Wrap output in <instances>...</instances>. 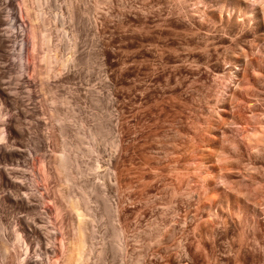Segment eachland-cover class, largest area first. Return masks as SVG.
<instances>
[{"label": "rangeland", "instance_id": "rangeland-1", "mask_svg": "<svg viewBox=\"0 0 264 264\" xmlns=\"http://www.w3.org/2000/svg\"><path fill=\"white\" fill-rule=\"evenodd\" d=\"M10 1L19 13L20 0ZM40 1L42 18L30 4L51 34V54L71 55L55 53L53 43L75 31L77 63L44 84L31 76L28 107L46 118L49 101L63 115L59 97L70 100L85 127H98L97 177L110 157L114 171L111 186L103 175L93 187L98 222L86 221V264H264V0ZM60 12L65 25L52 19ZM16 19L29 25L26 16ZM12 60L11 70L19 69ZM92 88L100 101L90 99ZM61 144L56 131L48 153L54 171ZM71 174L69 183L57 174L56 183L81 197L77 189L91 187V177ZM103 191L117 209L124 253L112 250ZM9 253L5 261L17 264L20 250Z\"/></svg>", "mask_w": 264, "mask_h": 264}, {"label": "bare ground", "instance_id": "bare-ground-1", "mask_svg": "<svg viewBox=\"0 0 264 264\" xmlns=\"http://www.w3.org/2000/svg\"><path fill=\"white\" fill-rule=\"evenodd\" d=\"M35 2L39 5L37 9H41L39 15L42 18L45 12L41 1ZM12 5L10 0H0V247L3 251L0 264H8L5 260L11 248L16 255L20 250L18 259H15L17 264H86V221L87 218L93 223L97 221L96 209L90 206L96 205L92 201L93 187L95 183H101L103 175L106 176L104 184L111 186L114 181V171L109 161L111 157L107 160V171L99 175V179L97 171L100 158L91 156L99 152L96 139L99 135L98 127H85V121L76 117L70 108V100L59 97V107H65L63 115L57 113L55 101H49L50 106L44 111L46 118L35 115L28 107L33 98L32 86L27 81L31 76H38L39 82L44 84L52 72L56 78L62 71L71 72L75 68L77 33L73 31V38H69L67 33L58 35L57 41L53 43V51L57 53L61 47L71 55H59L57 59V54L54 56L50 50L51 34L40 27L37 20L40 17L34 13L30 0L19 1V13L11 11ZM67 14L70 23H73L74 15L70 8ZM18 16H26L29 25L26 22V25L24 22L18 25ZM53 18L55 22H61V25L68 22L67 15L64 16L62 12L54 14ZM5 26L19 31L18 35ZM13 58H18L19 69L12 71L9 65H14ZM52 63H59L61 71H55ZM23 79L28 83L25 87L22 86ZM24 88L28 90L25 99L21 96ZM89 92L93 102L100 101L99 92L95 88ZM43 103L47 105L45 99ZM12 111L16 113L10 114ZM65 123H71L69 127H73V137H69L79 145H71L67 139ZM97 123L103 125V133L112 134L110 131L113 129L105 125V121ZM56 131L59 132L62 144L56 154L54 171L48 153ZM113 142L109 141V144L115 148L116 143ZM80 145L85 151H81ZM35 154L39 157H33ZM87 155L91 156L90 162L83 161ZM83 165L89 171H84ZM72 169L77 179L87 177L89 181L91 177V187H85L82 183L83 187L79 185L77 191L81 197L65 195L56 183L57 174L63 176L65 183H69ZM102 196L114 241L112 250L115 254L124 253L125 233L119 225L117 209L109 203L105 191ZM81 201L85 204L83 207ZM91 239L96 240L93 233Z\"/></svg>", "mask_w": 264, "mask_h": 264}]
</instances>
